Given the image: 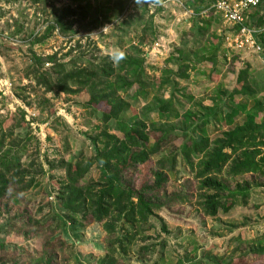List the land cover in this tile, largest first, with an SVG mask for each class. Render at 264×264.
Masks as SVG:
<instances>
[{
    "label": "rangeland",
    "instance_id": "obj_1",
    "mask_svg": "<svg viewBox=\"0 0 264 264\" xmlns=\"http://www.w3.org/2000/svg\"><path fill=\"white\" fill-rule=\"evenodd\" d=\"M108 1L0 0V127L8 131L11 117L20 125L15 113L23 112L28 125L16 129L14 136L25 139L29 133L35 137L39 150L36 162L45 171L39 179L40 187L17 197L16 205H10L9 213L0 218L3 227L12 221L7 235L0 231L4 242L0 264H45L49 255L51 264H96L105 256L114 264H264V253L252 255L264 250V178L252 184L246 206L237 205L214 219L198 212L195 193L188 192L189 201H174L155 211L146 224L134 228L109 219L112 233L97 223L83 224L75 232L63 221L58 196L69 186L64 185L61 163L94 154L95 142L101 139L99 119L109 109L100 104L94 116L96 108L88 105L91 92L87 89L72 85L73 94L45 92L37 85L35 74L59 65L83 68V60L108 58L111 62L110 54L115 49L141 62L146 81L153 86V100L176 102L170 115L158 112L161 104L151 103L152 110L145 111L142 97L131 102L140 120L150 126L151 122L161 125L169 133L164 151L154 161L178 150L182 143L174 138L183 130L181 120L167 123L169 116L176 111L183 116L185 111L201 114L214 108L217 90L229 93L241 87L236 82L240 70L249 66L250 80L255 77L263 86L257 97L264 99V63L258 56L226 47L225 37L233 29L222 18L210 16V12L196 15L184 0H125L126 12L118 20L108 19L105 13L96 14V9ZM88 4L91 13L78 25L74 12ZM55 17L61 20L62 28L49 31ZM95 19L101 24L87 29L88 22ZM249 23L264 35V0L257 10L249 11ZM145 26L154 34L149 29L144 34ZM156 43L163 46L162 55L151 54ZM205 44L210 48L208 55L213 51L219 55L221 48L226 56L219 55L215 66L202 62ZM186 67L189 78L180 79L177 73ZM136 88L130 90L135 98ZM239 99L234 97L235 102ZM220 128L218 131L227 130L225 125ZM34 151V145H29L22 162L31 164ZM94 170L84 182L96 177ZM189 179L192 176L179 157L175 177L165 191L167 198L185 193L184 184L190 183ZM244 182H249L247 176L226 183L232 189ZM52 234L58 235L57 239L48 245L43 243ZM50 243L55 246L50 247ZM45 252L49 255L44 256Z\"/></svg>",
    "mask_w": 264,
    "mask_h": 264
},
{
    "label": "trees",
    "instance_id": "obj_2",
    "mask_svg": "<svg viewBox=\"0 0 264 264\" xmlns=\"http://www.w3.org/2000/svg\"><path fill=\"white\" fill-rule=\"evenodd\" d=\"M184 1L196 15L210 12V16L222 18L211 6L212 2L218 0ZM124 4L125 0L108 1L104 7L96 9V14L105 13L108 19L118 20L126 12ZM260 5L261 1L256 8L249 11L257 10ZM90 11L89 4L85 8L79 7L74 12L76 23H84ZM249 11L246 25L253 27L249 23ZM57 19L55 17L49 31L62 28L61 20ZM98 23L101 24L95 19L88 22L86 27L96 28ZM148 29L145 28L144 34ZM263 36V32L257 36L262 53L252 54L258 56L262 63ZM203 49L201 61L209 62L213 66L219 55L225 57L227 54L219 48V55H216V51L208 55L210 48L207 44ZM35 60L40 65V60ZM109 61L108 58L99 59L98 62L83 60V68L59 65L34 76L37 85L45 92L73 94L75 91L71 90L72 85L78 89H87L91 92L88 105L96 108L94 116L100 104L109 109L102 112L99 119L102 123V128H98L101 139L95 142L94 154L89 158L80 156L75 162L61 163L60 167L65 173L64 185L68 184L70 187L61 191L58 196V209L63 211L62 218L66 225H71L77 232L78 227L82 229L83 224L97 223L104 225L105 229L112 233L113 226L109 219H113L134 228L137 224H146L155 211H161L174 201H189L191 197L188 198V192L195 193L197 210L204 218L214 219L220 212L227 214L237 205L246 206L252 184L255 180L264 178V99L257 97L263 86H259L255 77L250 80L249 66L237 74L236 82L241 85L240 88H234L229 93L216 91L217 101L214 108L201 114L185 111V114L180 116L177 111L172 113L167 123L181 120L183 130L174 138L182 140V143L178 150L154 161V157L164 151L163 145L168 141L169 133L161 125L155 126L151 122L150 126L140 120L134 114L131 102H137L138 98L142 97L146 102L145 111L152 110L151 103L161 104L158 112L164 115H170L171 106L176 102L159 103L158 99L153 100V86L146 81L142 63L135 58L125 55V59L119 63ZM187 70V67L183 68L177 76L180 79H188ZM136 86L135 98L130 94V90ZM120 92L127 95V98L123 99ZM235 96L240 98L238 102H235ZM222 98L227 100L221 102ZM15 116L20 118V125L19 121L14 122L15 118L11 117L9 121L12 123L8 131L0 127V218L9 213L10 205H16L17 197L38 189L39 179L45 176L42 164L36 162L39 150L35 137L29 133L25 139L14 136L16 129H24L28 125L23 112L15 113ZM222 125H225L227 130L219 132L218 129H221ZM115 133L121 135V138ZM214 134L218 136L212 140L211 136ZM31 144L34 145L35 155L28 165L27 162H22V159ZM179 157L192 179H189L190 183L184 184L185 193L175 194L173 198L168 199L165 191L175 177ZM93 169L96 177L84 182ZM244 176L248 177L249 182L237 183L232 189L226 183L228 180ZM11 223L12 221L5 227L0 226L4 235L11 229ZM57 236L52 234L47 240H43V243L48 245L49 242L55 241ZM3 243L0 240L1 249H4ZM51 243L50 247H54ZM61 246L59 243L58 248ZM263 251L261 248L259 252L251 253L261 255ZM44 262L51 264L52 256H47ZM96 264H114V261L105 256Z\"/></svg>",
    "mask_w": 264,
    "mask_h": 264
},
{
    "label": "built area",
    "instance_id": "obj_3",
    "mask_svg": "<svg viewBox=\"0 0 264 264\" xmlns=\"http://www.w3.org/2000/svg\"><path fill=\"white\" fill-rule=\"evenodd\" d=\"M261 0H218L212 8L222 17V20L233 30L225 37V45L236 52H247L259 55L262 53V46L257 40L260 33L254 27L246 25L247 13L251 8H256ZM225 47V48H226ZM163 46L156 43L152 47V55H162ZM161 51V52H160Z\"/></svg>",
    "mask_w": 264,
    "mask_h": 264
},
{
    "label": "clouds",
    "instance_id": "obj_4",
    "mask_svg": "<svg viewBox=\"0 0 264 264\" xmlns=\"http://www.w3.org/2000/svg\"><path fill=\"white\" fill-rule=\"evenodd\" d=\"M110 58L115 63H119L121 60L125 59V53L120 49H115L111 52Z\"/></svg>",
    "mask_w": 264,
    "mask_h": 264
}]
</instances>
